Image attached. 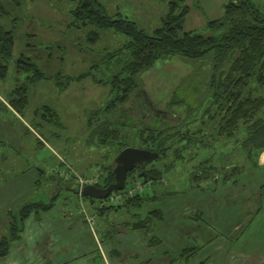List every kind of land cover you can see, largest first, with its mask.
<instances>
[{
    "label": "rangeland",
    "instance_id": "374dc122",
    "mask_svg": "<svg viewBox=\"0 0 264 264\" xmlns=\"http://www.w3.org/2000/svg\"><path fill=\"white\" fill-rule=\"evenodd\" d=\"M98 1L103 5L106 13L115 17H125L129 21H133L138 28L149 32L159 25L160 18L167 11L168 3L176 0ZM225 1L182 0L181 4L188 8L182 22V29L209 35L210 33L205 24L208 20L222 16V5ZM253 2L264 11V0H253ZM0 5L5 11L0 16V24L4 29L12 30L14 41L13 54L7 63L6 78L3 82H0V152H6L9 156H16L20 162V166H14L11 161L5 162L3 167L7 168L0 170L3 177L0 180L12 181V187H10L12 191L18 189L21 192L28 185L30 186L29 191L20 199L19 206L14 210L25 203L35 202V200L47 203L51 201L53 196L52 205L45 211H39L38 217L30 212L35 220L39 218L40 214L50 211V218L54 222L63 213L70 216L81 207L96 218L93 206L90 205L88 200L80 198L79 195L68 192L64 188L55 189L54 176H57V168L61 171H68V168H70L69 170L76 176L92 177L95 175L97 176L96 181H98L102 175V166L113 159L117 148L108 149L99 145L96 137H93L92 142L88 143L86 140L89 137V129L106 118L111 123L122 122L123 119L114 116L106 117L104 112L100 111L98 114L91 115L92 124L87 127L86 118L89 112L104 108L109 101V86L95 84L91 80V76H87L81 80L70 81L63 90H59V85L55 84L54 76L55 73L59 72L62 76L76 77V75L89 70L92 64H99L96 67L97 70L91 69L96 78L110 76L113 73V64L103 62L101 59L105 52L116 49L122 37L123 39L125 37L111 29L100 30L99 39L95 43L87 42L85 34L90 28L71 26L73 18L70 11L75 6V0H0ZM18 55L30 59L47 76V79H41V81L27 87L28 104L20 114L15 110H11L5 103L13 80L19 78L18 80L22 81L25 77V73L18 72L16 74L14 71V59ZM197 70L203 71L204 75L207 76L209 67L206 59L192 61L179 56H167L166 59L156 60L151 68L140 73L138 75L141 88L139 97H134L124 104L125 117H128L130 122L129 127L121 131L122 142L136 147L135 132L131 127H135L141 118L134 111L137 100L141 96L145 98L146 95L150 104V108L146 112L148 116H151L152 109L166 111L169 115L167 117L169 123L170 121L175 122L177 117L183 116L185 106H170L167 102L172 93L171 91L179 88L180 84L187 81V76L189 83L186 86L193 88L194 80L196 81L200 74ZM58 81L59 84H63L61 79ZM202 86L204 87V84ZM200 91L201 94L197 99L203 93L202 89ZM43 106L55 114V121L41 116ZM202 108L203 106L197 110L196 116L200 115ZM129 109L132 111H129ZM150 118L145 119L143 117V120H141L145 127L153 128V126L158 125L159 120L155 117ZM212 128V125H210L202 133L203 144L212 142L211 136H209V133L214 134ZM182 135H184L183 131H180L179 137H182ZM199 136L200 133L196 138H199ZM179 137L174 136L165 144L166 149H168L166 153H171L174 149L176 152L187 151L185 156L189 157L193 155L194 150H200L198 154L200 156H193L185 162H179L171 169L162 171L159 182H153L149 186H145L140 191L141 193H150L152 189L159 192H188L192 187L197 189L198 184L203 188L200 183L193 182L190 178L192 173L195 172L196 162L200 158L202 159L211 154L212 150L208 149L205 151L208 153L201 156L205 148L202 149L200 143L196 142L190 145L186 142V137L183 136L182 139ZM242 137L243 132L235 134L233 138L228 140L221 136L220 140L225 142L224 153L233 152V158L243 156L245 149L240 148L239 153H237V147L240 146ZM10 151L12 152L10 153ZM217 155L215 154V156ZM166 160H168V157ZM219 180V178L212 180L211 189L216 190L222 184H225ZM129 181L127 175L125 183H131ZM135 181L138 180L132 182ZM207 181L210 182V179L207 178ZM207 184L206 188L210 187L209 183ZM227 185H232L230 180ZM116 213L112 217L116 216V219L107 221L116 222L119 216L118 212ZM119 223L122 222L119 221ZM119 225V229H124L121 224ZM115 228L111 224L105 228L103 233L105 231L109 232V236L104 239L105 241H110L113 236L111 231H114ZM6 231L2 232L0 236L6 234ZM92 234L94 235L93 230ZM148 242L151 243L149 239ZM256 246L259 248L264 247V199L261 200V211L249 227L239 235L237 240H229L219 256L227 253L228 256L233 257L237 252L253 250ZM109 254L118 257L114 250H111ZM250 256L252 258H245L246 264L260 263L258 255ZM199 263L204 264L203 261ZM139 264H145V262L141 261Z\"/></svg>",
    "mask_w": 264,
    "mask_h": 264
},
{
    "label": "trees",
    "instance_id": "16d2710c",
    "mask_svg": "<svg viewBox=\"0 0 264 264\" xmlns=\"http://www.w3.org/2000/svg\"><path fill=\"white\" fill-rule=\"evenodd\" d=\"M181 1H170L167 11L159 20V25L149 32L138 28L133 21L125 17H115L106 13L98 0H75V6L70 11L73 18L72 27L90 28L85 34L89 43H95L99 39L100 30L111 29L125 37L116 49L105 52L101 59L103 62L113 64V73L110 76L96 78L92 74L91 69L97 70L96 67L99 64H92L89 70L76 77L62 76L59 72L54 76L59 90H63L68 82L81 80L87 76H91L95 84L109 86V101L104 108L89 112L86 125L91 126V115L98 114L100 111L104 112L106 117H119L123 121L111 123L105 117L106 119L101 120V123L91 126L86 141L90 143L92 138L96 137L99 145L108 149L116 147L114 155L128 145L121 140V131L129 127L130 122L128 117H125L124 104L134 97H139L141 88L138 75L140 73L151 68L156 60L166 59L167 56H179L192 61L206 59L208 62L207 76L203 71L197 70L200 74L197 80H194L193 88L186 86L189 83L187 76V81L171 91L167 104L185 106L184 115L177 117L175 122H168L169 115L164 110L153 109L151 116H148L146 112L150 104L144 96L137 100L134 111L141 118L135 127H131L135 132V146L154 150L158 153V157L154 160L155 162L152 161L144 166L138 165L137 170L134 168L128 171L126 174L129 176V182L140 180L142 183L149 182V185L159 182L162 171L171 169L175 164L197 155L198 150H194L193 155L189 157L185 156L187 151L176 152L174 149L173 152L166 153L168 149L165 144L174 136L179 137L180 131H183L184 135L179 138L186 137V142L190 145L198 142L202 149H217V146L225 145L224 140H220L221 136L228 140L235 134L243 132L240 147L245 149L243 158L248 163L253 161L257 151L264 148V11L253 0H226L222 5V16L208 20L205 25L210 34L203 35L182 29V22L188 8L182 5ZM4 13L0 5V16ZM13 46L12 30L4 29L0 24V82L6 78L7 63L13 54ZM14 64L15 73L23 72L25 77L22 81L18 80L19 78L13 80L6 99L7 104L20 114L28 104L27 87L41 79H47V76L35 63L23 55H18L14 59ZM60 79L63 84L58 83ZM201 89L203 93L197 99ZM202 106L200 115L196 116L195 113ZM41 109L42 117L55 121V114L50 109L45 106ZM129 111L132 110L129 109ZM172 116H170L171 119H173ZM143 117L145 119L155 117L159 123L153 128L145 127L141 121ZM210 125L214 130V134L209 133L212 142L203 144L201 135ZM199 133V138H196ZM167 157L168 160H166ZM108 163L102 166V175L94 183L98 187L113 181ZM222 166L214 164L210 156L206 157L195 165V172L192 173L190 180L198 183L207 178L211 182L219 178L220 181L225 182L229 178L232 179L236 172H241L243 168L241 165L238 167L229 165L223 168ZM231 181L235 182L233 179ZM124 185H126L125 181ZM81 197L88 200L90 205L96 203L93 205V210L97 217L125 211L130 218L121 223L123 228H142L146 233H151L154 221L160 218L159 210L149 208V204H146L150 200L157 199L158 196L155 194L147 196L138 192L124 197L121 203L116 205L102 206H98L101 201L99 199H91L83 195ZM52 199L53 196L47 203L40 200L25 203L17 210L7 213V231L0 236V258L7 254L12 242L21 238L22 222L30 212L38 217L39 211H45L52 205ZM150 242L152 244L155 240L152 238ZM196 250V247L182 248L176 258L187 261L197 252Z\"/></svg>",
    "mask_w": 264,
    "mask_h": 264
},
{
    "label": "crops",
    "instance_id": "0c3cea01",
    "mask_svg": "<svg viewBox=\"0 0 264 264\" xmlns=\"http://www.w3.org/2000/svg\"><path fill=\"white\" fill-rule=\"evenodd\" d=\"M123 41L122 37L120 43ZM224 146L211 149L209 155L214 153L210 158L214 164L223 165L222 168L229 165L243 167L239 173L235 170L232 177L235 182L232 183L229 178L216 190L211 189L213 183L206 180L198 182L203 188H206L207 183L212 184L206 189L197 186V189L192 187L188 192L180 193L152 189L146 195L155 194L158 197L146 204H149V208H157L160 218L154 221L151 233H146L142 228L119 229V221H128L130 218L122 210L118 212L116 222L111 221L116 219V216L112 217L117 213H107L105 217L96 218L93 215L94 235L84 222L80 209L70 216L63 213L54 222L50 218V211L40 214L36 220L30 214L23 222L21 238L10 244L7 254L0 258V264H139L141 261L145 264H200V261L204 264H246L245 258H252L250 255H258V264H264V247L256 246L253 250L240 251L233 257L227 253L219 256L229 240H237L249 227L261 211V200L264 199V148L257 151L253 161L248 163L243 156L233 158V152L224 153ZM240 148L237 147V153ZM207 150H203L201 156L207 154ZM0 161H4L0 163V170L7 168L3 166L8 161L14 163V166H20L18 157L9 156L6 152H0ZM229 180L232 184L230 186L227 185ZM10 187L12 181L0 180V234L7 229V213L19 206L20 199L29 191L30 186L21 192L18 189L12 191ZM107 224L116 227L111 231V242L104 240L109 236L108 231L103 233ZM152 238L155 242L149 244L148 239ZM187 247H196L197 252L187 261L177 259L179 251ZM111 250L118 257L109 254Z\"/></svg>",
    "mask_w": 264,
    "mask_h": 264
},
{
    "label": "water",
    "instance_id": "95a60500",
    "mask_svg": "<svg viewBox=\"0 0 264 264\" xmlns=\"http://www.w3.org/2000/svg\"><path fill=\"white\" fill-rule=\"evenodd\" d=\"M145 100L147 97L145 95ZM148 102V100H147ZM149 104V102H148ZM158 153L154 150L144 149L141 147H134L126 145L121 148L114 155L113 159L108 163L110 167L111 175H113V181L106 184L103 187H98L94 183L83 184L81 187L73 180H64L59 175L55 176L54 187L55 189L64 188L68 192L77 194L79 196H87L91 199L102 200L110 192L115 190H121L124 186V181L127 176V172L139 166L147 165L148 163L157 159Z\"/></svg>",
    "mask_w": 264,
    "mask_h": 264
},
{
    "label": "built area",
    "instance_id": "2783aa9c",
    "mask_svg": "<svg viewBox=\"0 0 264 264\" xmlns=\"http://www.w3.org/2000/svg\"><path fill=\"white\" fill-rule=\"evenodd\" d=\"M68 171H61L58 170L56 171V174L62 177L63 179H69L71 178L75 183L81 187L83 184H92L96 182L97 176H92V177H85V176H76L71 170ZM149 186V182L142 183L140 180L131 182V183H126V185H123L124 187L121 190H115L110 192L104 199L100 201L98 206H102L104 204H110V205H116L118 203H121L122 199L127 196H131L133 194H137L140 192L145 186ZM81 214L83 216L84 222H86L87 227L89 228L90 232L92 233V228H93V217L89 215L85 210L80 208Z\"/></svg>",
    "mask_w": 264,
    "mask_h": 264
},
{
    "label": "flooded vegetation",
    "instance_id": "af4514ba",
    "mask_svg": "<svg viewBox=\"0 0 264 264\" xmlns=\"http://www.w3.org/2000/svg\"><path fill=\"white\" fill-rule=\"evenodd\" d=\"M152 112H153V109H152Z\"/></svg>",
    "mask_w": 264,
    "mask_h": 264
}]
</instances>
